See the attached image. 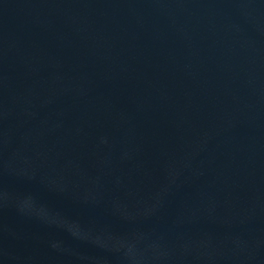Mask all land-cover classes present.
<instances>
[{"label": "water", "instance_id": "obj_1", "mask_svg": "<svg viewBox=\"0 0 264 264\" xmlns=\"http://www.w3.org/2000/svg\"><path fill=\"white\" fill-rule=\"evenodd\" d=\"M0 264H264V0H0Z\"/></svg>", "mask_w": 264, "mask_h": 264}]
</instances>
